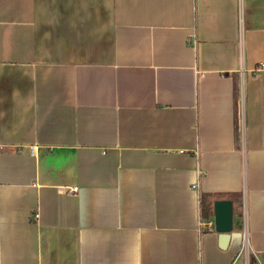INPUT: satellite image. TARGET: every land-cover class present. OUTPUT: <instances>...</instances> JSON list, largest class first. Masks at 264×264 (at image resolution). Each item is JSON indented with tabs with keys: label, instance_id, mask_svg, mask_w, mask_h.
<instances>
[{
	"label": "crops",
	"instance_id": "crops-1",
	"mask_svg": "<svg viewBox=\"0 0 264 264\" xmlns=\"http://www.w3.org/2000/svg\"><path fill=\"white\" fill-rule=\"evenodd\" d=\"M257 258L264 0H0V264Z\"/></svg>",
	"mask_w": 264,
	"mask_h": 264
},
{
	"label": "water",
	"instance_id": "water-1",
	"mask_svg": "<svg viewBox=\"0 0 264 264\" xmlns=\"http://www.w3.org/2000/svg\"><path fill=\"white\" fill-rule=\"evenodd\" d=\"M214 230L218 232V244L226 247L229 240V231L232 227V205L228 199H218L213 203Z\"/></svg>",
	"mask_w": 264,
	"mask_h": 264
},
{
	"label": "trees",
	"instance_id": "trees-1",
	"mask_svg": "<svg viewBox=\"0 0 264 264\" xmlns=\"http://www.w3.org/2000/svg\"><path fill=\"white\" fill-rule=\"evenodd\" d=\"M213 196L208 193H199V204L201 208V218H209L212 215L213 203Z\"/></svg>",
	"mask_w": 264,
	"mask_h": 264
},
{
	"label": "built area",
	"instance_id": "built-area-1",
	"mask_svg": "<svg viewBox=\"0 0 264 264\" xmlns=\"http://www.w3.org/2000/svg\"><path fill=\"white\" fill-rule=\"evenodd\" d=\"M203 174V171L201 170V168L197 167V178H200ZM193 188H197L198 187V182H195L193 185H192ZM68 190L70 191H76L77 190V187L76 186H72L70 188H67ZM60 192H65L66 191V188H60L59 190ZM35 217H37V214H34ZM203 223L202 220L199 219V225H201ZM212 222H209V224H211ZM244 239H245V236H244ZM246 241V240H245ZM258 260V264H263L259 258H257ZM248 264V263H247Z\"/></svg>",
	"mask_w": 264,
	"mask_h": 264
},
{
	"label": "rangeland",
	"instance_id": "rangeland-1",
	"mask_svg": "<svg viewBox=\"0 0 264 264\" xmlns=\"http://www.w3.org/2000/svg\"><path fill=\"white\" fill-rule=\"evenodd\" d=\"M213 227H214V224H213ZM251 264H254V263H251Z\"/></svg>",
	"mask_w": 264,
	"mask_h": 264
}]
</instances>
